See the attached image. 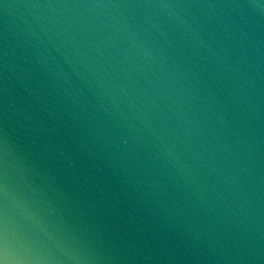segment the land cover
Masks as SVG:
<instances>
[{
    "label": "water",
    "instance_id": "obj_1",
    "mask_svg": "<svg viewBox=\"0 0 264 264\" xmlns=\"http://www.w3.org/2000/svg\"><path fill=\"white\" fill-rule=\"evenodd\" d=\"M0 264H264V0H0Z\"/></svg>",
    "mask_w": 264,
    "mask_h": 264
}]
</instances>
